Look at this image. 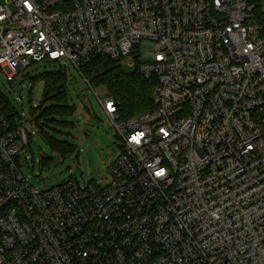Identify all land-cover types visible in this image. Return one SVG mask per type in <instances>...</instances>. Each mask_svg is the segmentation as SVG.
Listing matches in <instances>:
<instances>
[{
  "label": "built area",
  "instance_id": "obj_1",
  "mask_svg": "<svg viewBox=\"0 0 264 264\" xmlns=\"http://www.w3.org/2000/svg\"><path fill=\"white\" fill-rule=\"evenodd\" d=\"M256 9L253 0H0L2 71L73 65L122 141L106 186L69 179L40 190L19 162L40 132L36 115L12 121L0 107V264H264ZM96 58L155 77L152 107L123 119L82 73Z\"/></svg>",
  "mask_w": 264,
  "mask_h": 264
},
{
  "label": "rangeland",
  "instance_id": "obj_2",
  "mask_svg": "<svg viewBox=\"0 0 264 264\" xmlns=\"http://www.w3.org/2000/svg\"><path fill=\"white\" fill-rule=\"evenodd\" d=\"M126 72L133 67L124 64ZM60 65L44 60L34 63L16 77L11 78L0 68V90L7 97L14 118H30L32 105L43 100L44 82L35 80L45 72L58 71ZM67 71L68 103L75 106L72 115L62 118L64 124H50L46 132L56 139L75 145L76 151L62 155L53 149L42 133L29 135V147L19 158L21 170L32 185L38 189H50L69 179L81 185L97 183L106 186L110 180V165L117 158L122 141L111 120L105 114L93 89L81 73L69 65ZM100 97L110 95L104 85H93ZM33 159H26V155Z\"/></svg>",
  "mask_w": 264,
  "mask_h": 264
},
{
  "label": "trees",
  "instance_id": "obj_3",
  "mask_svg": "<svg viewBox=\"0 0 264 264\" xmlns=\"http://www.w3.org/2000/svg\"><path fill=\"white\" fill-rule=\"evenodd\" d=\"M253 1L257 6V18L264 26V0ZM82 73L93 85H104L108 88L110 95L119 105L123 119L139 114L153 105V91L158 80L155 77L146 78L138 68L126 72L119 61L96 58L82 67ZM33 79L44 82L42 105L34 110V113H37L36 122L40 133L46 137L51 147L62 155L75 152L77 148L75 145L56 139L46 132L50 124H64L62 118L72 115L75 110V106L68 103L66 69L45 72ZM0 107L10 120H15L13 107L1 90Z\"/></svg>",
  "mask_w": 264,
  "mask_h": 264
}]
</instances>
